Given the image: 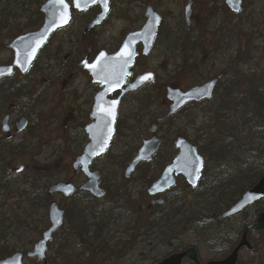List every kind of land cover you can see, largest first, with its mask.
<instances>
[{
	"label": "flooded vegetation",
	"instance_id": "af4514ba",
	"mask_svg": "<svg viewBox=\"0 0 264 264\" xmlns=\"http://www.w3.org/2000/svg\"><path fill=\"white\" fill-rule=\"evenodd\" d=\"M68 1L72 6L73 0ZM198 1L199 0H110L108 6L109 14L100 26L93 25V22L96 21L95 19L103 11L102 6L99 5V3L89 7V10L85 12L77 13L73 10L72 22H70L66 28L57 30L50 37L46 46H44L37 54V58L30 66L29 71L23 74L16 69L13 76L0 79V225H4L3 231L6 230L9 234L5 239H0L1 245L5 244L4 248H7V256L1 257L0 261L10 259V257L14 255H20L23 257L22 264H43L42 261L39 262L37 258H29L28 255L34 252L36 245L43 240L44 233L51 228L52 223L50 222L49 209L51 204L55 202L59 209L64 212V219L63 225L55 231L52 241L48 244L45 256L49 259L48 255L51 253L52 249L55 248L53 240L55 236H59V232L65 224L66 217V211L62 205L63 202L59 203L56 199L59 197L64 201L65 198H68L60 193H53L52 196H50L51 188L54 185L71 181L76 188H78V192L81 189L80 187L83 184L85 185L88 181V177H86L84 173L82 174L81 172H78L73 176L72 165L75 159L82 156L86 148L90 145V134L88 130L94 123H97V119L100 117L98 105L99 102L102 101L103 106L107 108L111 103L121 99L118 106L119 109L115 126L116 134L110 141L111 144L106 149L105 154L96 157L90 164V170L94 173H96V171L99 172L101 176L99 187L104 191V195L106 193L104 187V178L106 176H104L102 170L96 168L98 166L97 164L108 159L107 161L116 165L117 160H115L114 156L116 154L113 153L112 150L115 146L119 145L118 139L127 137L124 134L127 129L135 132V123L139 119H145L146 121L151 118L153 122L150 128L148 122L144 123L147 131L144 135L141 134V136H139L138 145L136 147L129 146L128 153H126V149L123 152L126 155H121V158L125 157L121 168L124 176H122L117 170L115 173L113 168L112 174H109L108 176L112 178L118 177L121 184L118 180H115L116 183L130 186V184H134L131 183L134 181L133 179H135L137 175H141L138 174L141 173V169L145 167L150 169L151 165L157 164L154 172L150 173L148 169L145 173L143 183L147 185L145 192L147 197L145 201L148 202V205L147 207H144L143 205V207L151 211L157 205H164V203H167L168 201L181 199L184 195L192 200V194L189 191H196L202 178L199 180L197 187H192L183 176H177L174 172V187L166 190L163 194H157L155 196H150L149 190L154 183L163 177L165 170L174 164V160L180 153L175 147L179 139H186L191 145L197 147L189 137H181L178 135L176 136L175 141L173 140L170 141V143H166V140L162 135L163 132L166 135V129H163V125L168 126L172 124L178 116H182V113L186 112L188 108H191L195 102L184 107V109L180 111L181 113L178 112L175 116L170 118L167 117L171 109V103L168 101L166 95V89L169 86H165L166 96L162 100V104H160V106L155 105V107L158 108V111L162 109L165 111L160 115H157L158 111H153L151 100L154 97L152 98L149 95L145 96L141 92H145L151 88L153 94L155 92L159 93L160 89H158V86L160 84L157 83L158 75L155 71L151 69L149 70L148 68L145 70L139 68V61L147 60L151 55L150 54L147 57L143 56V44L137 45L138 56L135 61L136 64L134 68L131 69L132 75L126 82V85L114 93H110L106 98L101 97L107 89V86L104 84L102 85L101 83L102 75L98 74L94 76L91 74V71L89 70L90 67H86V64L90 66L98 62L97 60L102 52H106L109 55H113V53L117 52L118 49L122 47L125 38L129 34L142 30L149 20L147 15L158 14L159 17H161V23L152 51L157 47L158 43L162 46L166 45L167 47L168 44L173 43V39L169 36V34H171L170 32H172L171 28L173 27H175L176 30L186 29V31H194L195 29H199L200 31L202 29L200 27L201 22L195 13V11H198L199 9L200 4H198ZM223 5V8H228L225 0ZM189 7H191V14L190 22L188 23L185 12ZM209 9L211 10L212 7ZM178 12H183V19L181 18L179 20V24H172L169 17ZM112 13L119 17H123V15L126 16L118 19L111 18V20H109ZM131 14L133 17L130 18L128 15ZM79 15L81 16L79 17ZM78 17L82 19L78 20ZM136 17L138 18V21L135 25L133 22ZM116 22L122 24L124 22V27H120V32L117 35H114L110 40L108 34L112 32ZM9 25L12 27V24ZM9 25L5 28L4 24V28H0V55L8 53L11 60L8 61L9 58L2 60V62H0V67H9L13 64L15 51L14 49H11V45L14 40L25 34L34 33L43 27V25H34L33 29L30 28V31H26L23 34L14 33L11 36L9 35L11 34V27ZM176 43L177 42H174V44ZM149 72L155 75V79L152 83L142 87L137 93L128 94L123 97V91L130 86V84H133L138 77ZM14 85H16L14 89L18 90L19 96L15 98L11 97L7 100L4 99L6 95L3 90H11ZM171 87L175 89L178 88L181 91L188 90L177 84H172ZM154 96L157 97L155 94ZM146 97H149L150 99L148 111L145 109ZM204 102L196 103V105L204 104ZM126 104H128L130 108V118L134 122V125L130 128L125 126V122L122 119L123 110ZM151 108L152 110H150ZM51 114L52 117L50 116ZM155 116L159 117L154 118ZM42 119L43 121L41 122ZM160 120L161 122H159ZM36 123H47L51 129L55 128L51 135L53 136L54 134H57L54 135L53 138L57 140L60 138L58 141H61L62 144L61 147L58 146L59 149L56 153L61 154L63 151H73L72 155H74V157L71 159L70 164L71 175L66 174L63 177L65 179L57 178L58 180H56L55 168L50 170V168L44 166H27L25 164L18 165V168H15L17 161L22 158L20 157L21 154L18 153L19 151L16 152L17 150H20V144H25L28 140L36 141L40 139L34 132L37 125ZM60 123L62 124L61 129L58 127L60 126ZM154 127L157 131L153 134L151 130ZM61 133L62 137H60ZM153 137H158L160 140H163L159 152L152 157L150 162H141L131 174L130 179L126 178L125 172L129 166L133 164L140 147L145 142L150 141ZM74 140L77 141L75 142ZM165 149H169L170 155L162 154ZM76 154L78 156H76ZM200 156L204 160L205 170L208 160H206L201 153ZM15 160L16 162H14ZM107 171L109 172L108 168ZM147 175L148 178H151L152 176L150 181L147 180ZM79 178H83L81 184H78ZM11 188H13L15 192L17 191V193L9 196L7 193ZM86 194L91 196L89 192H85V195ZM102 202L105 203V201ZM263 203L264 198L254 202V205L244 208L243 211L237 214L227 216L226 214L235 205L232 206L229 210L223 213L225 221L219 228H216V231L220 230L221 233L222 230H230L232 232L233 229V233H235L236 229L238 230L237 224L243 225V221L248 224L245 229L253 226L256 223L258 216L263 213L264 210L256 212V215L253 214L252 211L255 210L254 207ZM44 220L47 221V226V223H44ZM229 221H231V223ZM232 223L236 226H231ZM244 231L236 246L242 241ZM262 233H264V230L261 232L252 231L248 233V242L251 249L244 248L243 253L245 251L254 253L253 251L256 250L257 247L253 246L251 238H253V235L255 234L256 236H260ZM216 235L217 234L215 233V236ZM207 239H209V237ZM205 249H207V247ZM207 250V253L211 254V250ZM232 252L233 251H231V253Z\"/></svg>",
	"mask_w": 264,
	"mask_h": 264
},
{
	"label": "trees",
	"instance_id": "16d2710c",
	"mask_svg": "<svg viewBox=\"0 0 264 264\" xmlns=\"http://www.w3.org/2000/svg\"><path fill=\"white\" fill-rule=\"evenodd\" d=\"M44 1L0 0V6L4 5L0 7V13L4 14L0 18L4 21L0 28H4V24L6 28L12 22L9 18L19 21L22 15H30L33 6H36V13L33 21L32 18L28 20L32 21L29 26L42 25L43 15L39 8ZM248 7L243 6L242 12ZM224 12L229 13L227 8ZM241 13L235 17L239 18ZM252 24L264 28V18L260 22L254 20ZM224 25L223 40H217L215 36L208 40L209 34L200 31L201 36L196 41H189L190 54L193 50L200 52L194 58L198 71L202 72L198 73L196 83L211 79L219 82L214 98L188 108L186 112L196 106L201 111L195 113L191 122L182 121L187 128L198 131L193 144L208 160L199 187L189 191L192 200L184 195L149 211L133 200L134 195L127 196L125 189L116 182L104 183L106 193L103 198L104 201L108 199L109 205L78 192L64 200L65 225L59 232L61 237L55 236L53 240L55 248L49 255L51 264H120L117 263L119 257L130 256L146 243L152 246L154 242L150 240L153 237L160 245L173 246L175 252L195 247L199 253L209 249L213 257L222 258L233 251L248 224L245 221L243 225L237 224L235 233L233 229L220 233L216 228L225 221L223 213L264 178V29L257 36L253 32L244 33V26L238 23L235 28H227L228 23ZM236 27H239L238 31ZM232 30L236 32V52L227 55L225 47H230ZM15 86L3 90L4 99L19 96ZM149 103L150 99L146 97V111ZM146 178L150 181L152 176ZM109 185L114 187L113 191ZM254 209L253 214L263 211L264 203ZM3 229L4 225H0V239L9 236ZM192 233L197 240L186 244L182 238H188ZM0 246V258L7 256L5 244L1 245L0 241Z\"/></svg>",
	"mask_w": 264,
	"mask_h": 264
},
{
	"label": "water",
	"instance_id": "95a60500",
	"mask_svg": "<svg viewBox=\"0 0 264 264\" xmlns=\"http://www.w3.org/2000/svg\"><path fill=\"white\" fill-rule=\"evenodd\" d=\"M242 1L243 0H225V3L233 13H239L242 10ZM73 3L74 9L79 10L80 12L88 10L89 7L94 6L96 3H99V5L102 6L103 12L95 19L96 21L93 22L94 26L101 25L109 10V0H107V3H105L104 0H74ZM77 4H79V7ZM64 5H67L66 9L64 8ZM64 5L60 4L59 0H49L44 3L41 8L42 14L44 15L43 27L39 31L23 35V37L16 39L12 43L11 49H14L15 51V62L12 67L0 68V79L5 76H11L15 67L19 68L21 72L25 74V72L29 70L31 64L35 61L39 51L46 45V42L56 30L67 27L71 19V10L66 0H64ZM190 14L191 7L187 8L185 12L188 23L190 22ZM65 15L67 16L66 22L63 19ZM147 17L149 20L145 24L143 30L130 34L125 39L123 46L117 54L113 56L102 55V57L97 60L98 62L92 64L96 66L95 69L91 67L89 68L91 74L94 76L101 74V83L102 85L104 84L107 86V89L101 97L106 98L110 93H114L123 87L127 77L131 75L130 68L133 67L134 61L138 55V52H136L138 44H143L145 56L149 54L150 49L154 44V39L157 36L161 17L157 14L147 15ZM144 76L139 77L135 84L124 91L123 95L126 94V92L137 91V89L144 86V84L154 80L153 74H151V79L149 80H142V77ZM217 84L218 80L215 79L202 86L193 87V89L187 92H181L178 89L170 87L167 90V95L168 100L173 103L171 105V112L168 116H172V114L181 110L187 103L212 99ZM120 101L121 99L111 103L107 108L103 106V101L99 102L98 109L100 117L97 119V123H94L88 130L90 134V145L84 151V155L76 158L72 165L74 174H76L81 168L82 172L89 177V181L82 187V190L91 192L95 197H101L104 193L99 187V173H91L90 164L96 157L105 154L106 149L111 144L110 141L116 132V118ZM108 111L114 112V118L106 114ZM156 131L157 129L155 127L151 130L152 133H155ZM162 143L163 140L157 139L156 137L145 142L140 148L139 155L125 173L126 178L130 179L131 174L141 162H150L152 157L159 152ZM175 147L180 151L178 157L174 160V164L165 170L163 177L153 184L152 188L149 190L150 196L164 193V191L174 187V172L177 176H183L191 186L197 187L204 167L203 158L199 155L198 149L193 147L186 139H179ZM76 190L77 189L71 182L58 184L51 188L50 196L57 192L69 197L74 195ZM263 198L264 178L261 179L253 189L249 190L242 197V200L231 208L226 215L232 216L237 214L243 211L244 208L254 205V202ZM49 212L52 227L44 233L43 240L36 245L34 252L28 255L29 258H37L38 261H42L43 264H48L45 256L48 249L47 244L52 240L54 232L63 224L64 216V213L59 210L57 204L54 202L51 204ZM263 230L264 212L258 216V219L253 226L245 229L242 241L235 247L233 252L221 261L203 263L199 258L198 251L194 248H189L185 251L174 253L157 264H184L185 260L190 261L192 264H238L240 260L239 256L244 248L251 249L248 242V233L252 231L261 232ZM10 258L11 259L5 261H0V264H22L23 257L20 255H14Z\"/></svg>",
	"mask_w": 264,
	"mask_h": 264
},
{
	"label": "rangeland",
	"instance_id": "374dc122",
	"mask_svg": "<svg viewBox=\"0 0 264 264\" xmlns=\"http://www.w3.org/2000/svg\"><path fill=\"white\" fill-rule=\"evenodd\" d=\"M198 4H200L199 9L198 11H195V13L198 16L199 21L201 22L200 27L202 29L200 31H205L209 34L207 36L208 40H211L213 36H215L217 40H223L225 38L224 30L226 28V25H224V23H228L230 25V26H227V28H230V27L235 28V24L238 23L239 25L244 26V29H243L244 33L253 32L257 36L264 29L263 27H259V28L255 27L252 24V21L255 20V21L260 22L262 18H264V0H245L244 7L245 6H250V7H248L246 10L244 9L245 11L241 13V16L239 18H236L235 14L233 15L230 12L229 13L224 12V8L222 7V5L224 4V0H199ZM3 6L4 5H1L0 7H3ZM210 7H212L211 10L209 9ZM32 8H33L31 10L32 13L30 15L26 13V16L22 15L19 21H14V18L8 19L10 22L12 21L11 22L12 23L11 34L9 35L12 36V34L14 33L23 34L26 31H30V28L33 29V27L29 26V24H31V22L34 20V16L36 13V6H33ZM182 13L183 12L174 13L173 16L169 17L170 22L172 24L174 23L179 24V20L181 18L183 19ZM113 14L114 13H112L109 20H111V18L118 19V18H123L126 16V15H123V17H119ZM3 16L4 14L0 13V18H2ZM80 16L81 15H79V17ZM128 16L130 18L133 17L132 14ZM79 17H78V20H81L82 18H79ZM30 18H32V21H28ZM137 21H138V18L136 17V19H134L133 24L136 25ZM0 22H1L0 24H3L4 22L3 19H0ZM120 27H124V22L123 24L120 22H116L112 32L108 34V37L110 38V40L112 39L114 35H117L120 32L119 30ZM236 28L238 31L239 27H236ZM171 29H172V32H170L171 34H169V36L173 39L172 41L173 43L168 44V47L166 45L162 46L160 43H158L157 47L153 50V53L150 55V57L147 60L139 61L140 69L145 70L148 68L149 70L151 69L155 71V73H157L158 75L157 83L160 84L158 86V89L160 90H159V93H156V92L154 93L155 95H157V97L154 96L153 90H151V88L146 90L145 92H141L145 96L149 95L152 98L154 97L151 100L152 102L151 106L153 107V111H158V108H156L155 105L160 106V104H162V100L166 96L165 86H170L171 84H177L180 87L182 86L185 89H190L195 84H198L196 83V79L198 77V73L201 72V71H198V67L196 66L195 60H194V58H196L200 52L197 50H193L190 54V49H189L191 46L189 45V41L190 42L196 41L201 36L199 34L200 32L199 29H195L194 31H188V30L186 31V29L176 30L175 27ZM231 36H232L231 39L233 40L230 39L229 41L230 47L228 49L225 47V52L227 53V55H230L231 52L233 54H235L236 52V40H235L236 32L235 30H232ZM174 42H177V43L174 44ZM225 42H227V40ZM198 44H200V42H198ZM223 46L225 45L223 44ZM8 58H9L8 61H10L11 57L9 56V54L3 53L2 55H0V62ZM200 83L203 84L204 82L199 81V84ZM150 110H152V108ZM129 111H130V108L128 104H126L123 110L122 119L125 122V126L130 128L134 125V122L130 118ZM164 111L165 110L163 109L158 111L157 115H160ZM198 111H201V109H199L196 106L194 107V109H190L188 112H183L182 116H179V118L174 120L172 124L168 126L163 125V129L164 130L166 129V132H165L166 135L164 134V132L162 135L165 138L166 143H170V141H173V140L175 141L176 136L178 135L182 137H189V139L194 140L195 135H194V131L192 130V127L187 128L186 127L187 125L182 123V121L186 120L187 123L191 122V120H193L194 118L195 113H198ZM50 116L52 117V114ZM156 117H159V116H155L154 118ZM42 121L43 119L41 120V122ZM146 122H148V126L150 128L153 122L151 118L147 119L146 121L145 119H139L135 123L136 125L135 132L127 129L124 132V134L127 137L118 139L119 145L115 146V148H113L112 150L113 153L116 154L114 155L115 160H117L116 165L111 164L109 161H107L108 159L104 160L103 162H99V164H97L98 166L96 168L99 170H102V172L104 173V176H106L104 178V183H108V182L114 183L115 180H118V182L121 184V181H119L118 177L112 178L108 175L112 174V168H113V171L115 173L117 170L121 173L122 176H124L121 168L123 166L122 163L125 157L121 158L122 157L121 155H126L125 153H123L126 149H127L126 153H128L129 146L136 147L138 145L139 136H141V134L144 135L147 131L144 125V123ZM36 124L37 125H36V129H34V132L37 136H39L40 139L36 141L28 140L27 143L20 144L19 146L20 150H17L16 152L19 151L18 153L21 154L20 157L22 158L17 161V163L15 164V168H18V165H24V164L27 166L29 165L44 166V167L50 168V170L55 168L56 180H58L59 178L65 179L63 177L66 174L71 175L70 164H71V159L74 157V155H72L73 151H63L61 154L56 153L62 144H61V141H58L60 140V138L58 140L53 138V136L57 134H54L53 136L51 135L54 132L55 128L51 129L47 123H40V124L36 123ZM58 127L61 129L62 124L60 123V126ZM60 137H62V133ZM74 141L76 142L77 140H74ZM162 154L170 155L169 149L163 150ZM76 156L78 155L76 154ZM14 162H16V160ZM156 166L157 164L156 165L153 164L151 165L150 169L148 167L141 169L142 170L141 173H138L141 175H137L135 179H133L134 181L131 182L134 184H130V186L121 185L125 189L127 196L131 195L130 194V190H131L132 195L135 196V197L131 196L133 197V200L139 201L138 204L144 205V207H147L148 205V202L145 201L146 198L144 196L146 192V186H144L143 184H139V183L144 182L143 180L145 178V173L148 171V169H149V172L152 173L156 169ZM107 168L109 169V172L107 171ZM81 180L83 181V178H79L78 184H81ZM109 187H111V191L114 190L113 189L114 187H112L111 185H109ZM16 193L17 191L15 192L14 189L11 188V190H9L7 194L11 196ZM56 200H58L59 203L63 202L62 205L64 206L63 200H61L59 197H57ZM101 201H104V199ZM107 203H108V199H106L105 204L109 205ZM102 211L105 212V209ZM118 216L120 215L117 213L116 218H118ZM121 220H122V223L125 222V220L123 219ZM46 222L47 221L44 220V223ZM202 234H203V231H201L198 237L199 240H200V237H202ZM155 239L156 238L153 237L150 240L151 242H154L152 246H149L146 243L145 245H142V247H138L137 249H135L133 253H131L130 256L126 258L119 257V261H117V263H120V264H157L158 262L166 259L168 256L176 253L175 248L173 246L170 247L168 245H163V244L160 245L158 244L159 243L158 240H155ZM182 239H184V242L188 244V242L196 241L197 237L192 233L191 235L190 234L188 235V238H186L185 236ZM251 241L253 242V246L257 247L258 249L256 248V250L253 251L254 253L245 251L241 255L239 264H260V262H263L264 264V233H262L260 236H256V234L253 235V238H251ZM17 249H20V248H17ZM200 257L202 261L210 262L211 260H223V258H225L226 256L225 257L223 256L222 258L213 257L212 254H208L207 252L206 253L200 252ZM184 264H192V263L186 260Z\"/></svg>",
	"mask_w": 264,
	"mask_h": 264
},
{
	"label": "snow or ice",
	"instance_id": "6c2138e0",
	"mask_svg": "<svg viewBox=\"0 0 264 264\" xmlns=\"http://www.w3.org/2000/svg\"><path fill=\"white\" fill-rule=\"evenodd\" d=\"M104 2L107 3V0H104ZM59 3L62 4V5H64V0H59ZM77 6L79 7V4H77ZM64 8L66 9L67 8V5H64ZM63 19L66 22L67 16L65 15L63 17ZM86 67H91V68L95 69L96 66L95 65H90L89 66V65L86 64ZM149 79H151V74H148V75L142 77V80H149ZM106 114L109 115V116H112L114 118V112L113 111H108V112H106Z\"/></svg>",
	"mask_w": 264,
	"mask_h": 264
},
{
	"label": "bare ground",
	"instance_id": "6f19581e",
	"mask_svg": "<svg viewBox=\"0 0 264 264\" xmlns=\"http://www.w3.org/2000/svg\"><path fill=\"white\" fill-rule=\"evenodd\" d=\"M197 132H198L197 130L194 132V135H195V136L197 135ZM216 208H217V207H216Z\"/></svg>",
	"mask_w": 264,
	"mask_h": 264
}]
</instances>
